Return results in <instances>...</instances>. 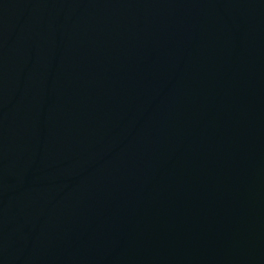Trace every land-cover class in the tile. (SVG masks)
I'll return each mask as SVG.
<instances>
[{"label": "water", "instance_id": "1", "mask_svg": "<svg viewBox=\"0 0 264 264\" xmlns=\"http://www.w3.org/2000/svg\"><path fill=\"white\" fill-rule=\"evenodd\" d=\"M0 264H264V0H0Z\"/></svg>", "mask_w": 264, "mask_h": 264}]
</instances>
